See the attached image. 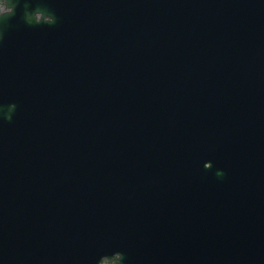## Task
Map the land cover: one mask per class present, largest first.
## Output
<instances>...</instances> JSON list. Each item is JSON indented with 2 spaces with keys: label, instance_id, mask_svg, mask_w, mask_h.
<instances>
[{
  "label": "water",
  "instance_id": "1",
  "mask_svg": "<svg viewBox=\"0 0 264 264\" xmlns=\"http://www.w3.org/2000/svg\"><path fill=\"white\" fill-rule=\"evenodd\" d=\"M0 264H264V0H4Z\"/></svg>",
  "mask_w": 264,
  "mask_h": 264
},
{
  "label": "rangeland",
  "instance_id": "2",
  "mask_svg": "<svg viewBox=\"0 0 264 264\" xmlns=\"http://www.w3.org/2000/svg\"><path fill=\"white\" fill-rule=\"evenodd\" d=\"M4 10V4H3V7L2 9H0V12ZM103 264H120L119 261H118V257L115 256L113 258H109V259H105L103 261Z\"/></svg>",
  "mask_w": 264,
  "mask_h": 264
},
{
  "label": "clouds",
  "instance_id": "3",
  "mask_svg": "<svg viewBox=\"0 0 264 264\" xmlns=\"http://www.w3.org/2000/svg\"><path fill=\"white\" fill-rule=\"evenodd\" d=\"M3 4H4V0H0V9H2Z\"/></svg>",
  "mask_w": 264,
  "mask_h": 264
}]
</instances>
